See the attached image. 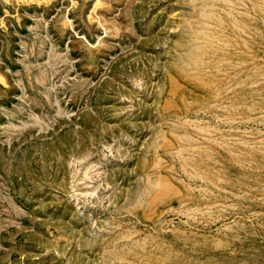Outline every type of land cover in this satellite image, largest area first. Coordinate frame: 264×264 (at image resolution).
Instances as JSON below:
<instances>
[{
  "label": "rangeland",
  "instance_id": "rangeland-1",
  "mask_svg": "<svg viewBox=\"0 0 264 264\" xmlns=\"http://www.w3.org/2000/svg\"><path fill=\"white\" fill-rule=\"evenodd\" d=\"M0 264H264V0H0Z\"/></svg>",
  "mask_w": 264,
  "mask_h": 264
},
{
  "label": "bare ground",
  "instance_id": "bare-ground-1",
  "mask_svg": "<svg viewBox=\"0 0 264 264\" xmlns=\"http://www.w3.org/2000/svg\"><path fill=\"white\" fill-rule=\"evenodd\" d=\"M48 1H50V0H48Z\"/></svg>",
  "mask_w": 264,
  "mask_h": 264
}]
</instances>
